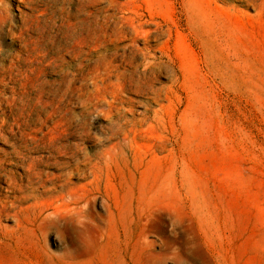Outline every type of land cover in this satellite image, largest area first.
<instances>
[{"label":"rangeland","instance_id":"1","mask_svg":"<svg viewBox=\"0 0 264 264\" xmlns=\"http://www.w3.org/2000/svg\"><path fill=\"white\" fill-rule=\"evenodd\" d=\"M114 1L116 16L171 29L149 42L167 61L157 96L127 94L116 126L107 111L83 115L88 93L60 80L79 72L75 0H0V264H264V0ZM35 38L41 74L29 71ZM51 88L83 116L63 151L16 141L51 125Z\"/></svg>","mask_w":264,"mask_h":264},{"label":"bare ground","instance_id":"2","mask_svg":"<svg viewBox=\"0 0 264 264\" xmlns=\"http://www.w3.org/2000/svg\"><path fill=\"white\" fill-rule=\"evenodd\" d=\"M97 3H104V6H101L98 11L87 9ZM75 4L77 10L83 11L81 14L85 16L83 19L80 17L75 22L76 34L67 38L71 40L72 44L69 52L74 54L76 59H79L75 63L74 68L79 69V72L65 71L60 73V80L66 86L71 87V90L76 91L77 96H81V93L85 91L88 93L86 99L88 106H84L82 109L81 112L83 115H86L90 109H97L103 112L107 111L106 114L111 117V123L116 126V124H119V120L122 119L119 113L124 110V104L133 102V98L127 94H151L153 99L157 96L158 91L153 87L152 82L159 73L164 72V63L167 61L155 54L156 52L161 53L162 46H153L149 42L158 38L161 33L169 35L171 29L167 25L163 27L150 14L148 18L142 19V13H138L136 10H130L126 15L116 16L114 13H111L113 7L117 6L114 0H75ZM145 26H148V28H145ZM138 40H142V46L140 47L139 45H135ZM40 42V38H35V40L25 44L30 62L32 64L33 62L35 63L33 65L34 67L32 68L31 66V70L29 71L33 73L37 72L38 74L43 71L42 66H44L43 59L40 58V52L44 48L42 47L40 49ZM122 42L124 44L119 45ZM134 52H137V54ZM92 55H94V59L90 60V56ZM137 58H139V62L136 61ZM45 64L48 66V63ZM1 66L0 64V80H4L5 76L10 74L4 73ZM68 76L71 79H68ZM75 82L78 83L77 87L74 86ZM34 86L31 87L34 88ZM47 90L52 91L56 96L48 102L51 110L47 116L52 119L51 125L45 126L44 124L46 130H43L42 127L40 130L36 129L35 132L38 131L40 134L36 138L33 136L27 137L26 135L30 132L19 130L18 136H15L16 141L43 140L40 147H45L47 151H63L67 147L65 145H59L58 139L60 140L62 136L68 135L71 131L80 134L77 129L83 123L78 124V126H76L77 124L74 126L73 123L83 116L75 117L72 115L70 108L65 107L66 102L70 99L67 98L65 93L62 96H58L56 93V91H59L58 89L51 88ZM166 93H168V90ZM54 100L57 101L55 105H53ZM63 100L64 104L62 106ZM8 104V115L19 126L21 123L20 118L23 117L26 109V104L23 102V95H12L11 101L8 99ZM3 105H6V101L0 98V108ZM2 114L3 119L0 124V135L6 137L3 126L7 119L4 116L7 114L4 111H2ZM38 145L39 143L35 146ZM16 147L17 149L20 148L18 145ZM20 151L18 150L17 153ZM72 155H75L73 151Z\"/></svg>","mask_w":264,"mask_h":264}]
</instances>
